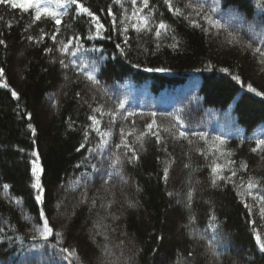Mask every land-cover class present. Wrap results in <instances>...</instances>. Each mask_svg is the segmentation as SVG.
<instances>
[{
	"label": "trees",
	"instance_id": "trees-1",
	"mask_svg": "<svg viewBox=\"0 0 264 264\" xmlns=\"http://www.w3.org/2000/svg\"><path fill=\"white\" fill-rule=\"evenodd\" d=\"M79 2L99 33L74 5L52 0L65 12L57 26L33 23L35 7L0 3V264H264V146L252 151L264 139V95L248 91L264 93V10L221 0L209 13L216 28L185 7L207 12L213 0H172L187 20L164 0ZM137 12L150 30L133 27ZM160 21L170 27L157 37ZM216 175L231 181L213 185ZM41 210L47 240L33 229Z\"/></svg>",
	"mask_w": 264,
	"mask_h": 264
},
{
	"label": "snow or ice",
	"instance_id": "snow-or-ice-1",
	"mask_svg": "<svg viewBox=\"0 0 264 264\" xmlns=\"http://www.w3.org/2000/svg\"><path fill=\"white\" fill-rule=\"evenodd\" d=\"M5 2H6V0H0V3H5ZM10 2H11V7L12 8L20 7L24 11H28L29 8L35 7V15H34L33 23H35L36 21H40L42 17H47V18L53 19L55 24L57 26H59V25H61L60 17L65 15V12L53 11L48 6L49 4L52 3V0H10ZM114 2H119V0H114ZM220 2H221V0H213V4H212V6L210 7V9L207 12L204 11L203 4H199L197 7L193 8V5L191 3H187L185 5V7L192 8L193 11H195L197 15H200L201 12H203L204 13L203 14V19L205 21H207L210 26L219 28V24L215 20H213L212 16L209 13L210 12H217L219 10ZM256 2L261 7V9L264 10V0H256ZM131 3H132V5H133V7L135 9V6L137 4V0H131ZM141 3L143 5V8H148L149 7V0H141ZM164 3L166 5H168V10L170 12H173L174 15L183 16L184 19H186V20L189 19L191 13L185 15L179 7H175L173 5L172 0H164ZM72 5L75 6L74 11H77V15L83 13V14H86L87 16L91 17L92 22H95L97 33H99V30L101 28H103V25L99 23V20H98L97 16L92 11H90L89 8L84 7L79 2V0H63V2H61V0H56V7L57 8H64L66 10V8L68 6H72ZM143 8H141L140 11H143ZM108 14L112 15L111 9H109ZM136 16L141 22L139 27H137L136 25H133V27L136 28V31L140 32L142 28H144L145 30H150V29L146 28V26L148 25L149 17L140 16L139 12L136 13ZM72 18L75 19L76 17H72ZM190 22L192 23V25L194 27H200V25L197 24L195 21H190ZM169 27H170L169 25H166L163 21H160L159 24L156 27L155 35L157 37H159L161 35V30H168ZM202 30L207 31L206 29H202ZM57 31H59V27H57ZM125 31H126V29H125ZM28 39L31 40L32 37L29 36ZM52 39L53 40L56 39L55 34H53ZM125 39H127V38H125ZM172 39H173L174 42H173V44L170 45V47H172L173 49H176L177 48V44H178V42L176 41V37L173 36ZM71 42L72 41H69V43H71ZM75 42H76V45L78 47H82V45H80V38L79 37H75ZM229 43L231 44L232 41L230 40ZM4 44H5V41L3 39H0V45H4ZM117 47L119 48V45H117ZM157 47H159V45H157ZM67 50H68L67 45H64L63 48L61 49V51H67ZM46 51H51V49H47ZM255 51L259 52L261 56H264V51H262L260 49H256ZM73 55H75V53H73ZM60 63H61V65H64V61L63 60H61ZM144 70L145 71H163V69H151V68H145ZM222 71H223V69H222ZM3 74H4L3 69L0 68V76H3ZM87 79L89 81H91L92 83H94V84L98 83V80L95 78V76L93 75L92 72H89L87 74ZM233 79L239 80V78L235 77V76L233 77ZM0 87H7V85L6 84L5 85H0ZM248 91L249 92H255V94L257 96L264 95V93L256 91L251 85H248ZM77 95H79V93H77ZM12 96L15 98L17 96V93L15 91H13L12 92ZM97 111H99V109H97ZM89 119H91L93 121L94 125H98L99 124V121H97L94 117H89ZM29 127H31V125H29ZM147 127L149 129H152L153 124H148ZM97 131H99L98 128H97ZM165 131H167V129H165ZM101 135L102 136H106V135H108V133H101ZM143 135L144 134L141 133V136L137 137V139L141 140ZM153 135H156L157 143H160V139H161L160 136L155 134V133H153ZM184 135H185L184 132L180 133L181 137H183ZM85 136H87V133H85ZM217 139H219V138H217ZM221 143H223V141H221ZM256 145H257V147L252 149L253 152L257 151V149H259L262 146H264V139H258L256 141ZM81 147H83V145ZM118 147H119V145H118ZM125 147H127V145H125ZM129 151H132V149L129 148ZM31 155L35 157V156H37V153L35 151H33L31 153ZM131 159H133V160L137 159V156H136L135 152H133V156H132ZM185 167H188V165H185ZM219 167L220 166L214 167L212 169L213 173H217L218 170H219ZM241 167L242 168H246L247 166L246 165H241ZM37 173H38L37 165L35 164V162H33L32 175L35 178V182H33L31 186H32V188L37 189L40 192H42L43 190L40 187L39 177H38ZM232 175L234 176V175H236V173L233 172ZM163 178L165 180H167V178H168V169L167 168L164 169V177ZM217 180L231 181V177L230 176L229 177H224V176H221V175H216L215 178L212 181L213 185L216 184ZM255 187H256V183L251 178H249L248 189L250 190V189L255 188ZM4 188L7 189L8 185H4ZM249 195H251L250 191H249ZM188 196H189V200H190L191 199V192H189ZM36 201L38 203L41 201V195H37L36 196ZM129 206L132 207L133 205L130 204ZM245 207L248 208L249 214L251 215L252 214V209L249 208L248 204H245ZM260 213H261L262 216H264V205H262L260 207ZM44 217H45V213H44L43 210H41L40 213H39V218L41 220H43V229L41 230L36 225H33V229H34V231L39 232L40 238L42 240H47L49 238V236L53 234V230L49 226V223H48L47 219H45ZM25 219L26 220H30V217L25 216ZM55 235L56 236H60L61 234L57 232V233H55ZM33 238H35V237H33ZM257 244L259 245L260 252L264 253V243L260 242L259 237H257ZM60 251L66 254L65 255V259L69 258L70 256L76 255V250L75 249L70 251L67 248H61ZM191 255H192V253L190 252L189 256H191Z\"/></svg>",
	"mask_w": 264,
	"mask_h": 264
}]
</instances>
